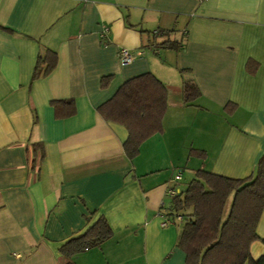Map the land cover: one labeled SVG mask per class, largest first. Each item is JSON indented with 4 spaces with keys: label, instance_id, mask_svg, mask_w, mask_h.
<instances>
[{
    "label": "crops",
    "instance_id": "crops-1",
    "mask_svg": "<svg viewBox=\"0 0 264 264\" xmlns=\"http://www.w3.org/2000/svg\"><path fill=\"white\" fill-rule=\"evenodd\" d=\"M166 41L175 49L156 47ZM45 50L57 65L32 80ZM145 73L167 107L129 159L126 129L98 108ZM184 81L200 92L190 105ZM69 100L73 114L56 115L52 102ZM263 153L264 0H0V264H184L181 224L162 225L177 170L181 182L199 170L245 179ZM100 216L112 237L62 258ZM256 233L259 262L264 207Z\"/></svg>",
    "mask_w": 264,
    "mask_h": 264
},
{
    "label": "trees",
    "instance_id": "trees-1",
    "mask_svg": "<svg viewBox=\"0 0 264 264\" xmlns=\"http://www.w3.org/2000/svg\"><path fill=\"white\" fill-rule=\"evenodd\" d=\"M174 44L166 41L156 47L175 49ZM56 65L57 55L54 52H40L32 80L49 75ZM199 97L200 92L192 81L182 83L184 105H190ZM62 105L63 116H71L74 112L73 101L52 102L56 115L58 107ZM166 107L165 86L153 74L145 73L122 84L115 95L98 108V112L105 121L126 129L127 137L122 147L125 155L133 159L145 140L162 132ZM225 109L228 113L232 111L230 106ZM191 155L205 157L202 152L197 154L190 151ZM43 158L42 151L40 161ZM229 198L231 203L224 216ZM263 207L264 153L253 173L245 179H230L203 170L196 171L181 193L171 199L168 214L172 221L177 216L181 217L176 247L185 254L184 264H264L262 260L254 262L250 254L252 243L260 240L256 226ZM112 235L107 221L100 216L83 234L63 244L59 253L69 260L76 254L99 247ZM64 264L73 263L67 261Z\"/></svg>",
    "mask_w": 264,
    "mask_h": 264
},
{
    "label": "built area",
    "instance_id": "built-area-1",
    "mask_svg": "<svg viewBox=\"0 0 264 264\" xmlns=\"http://www.w3.org/2000/svg\"><path fill=\"white\" fill-rule=\"evenodd\" d=\"M201 1H206V0H201ZM104 34H107V30H104L103 32V35ZM155 35H158V32H154ZM157 50H155L156 52ZM119 59H120V62L121 64H127L129 63L133 58L132 56L128 53L127 50H121L119 52ZM181 181V171L180 170H177V173L175 174L174 178H173V182H174V185H172L171 188H168L167 189V192H166V195L170 198V199H173L175 197H177L181 191L177 188L176 184L179 183ZM176 222H180L181 221V217L180 216H177L176 219H175ZM174 223V221H172L171 219H165L164 222H163V226H166V225H170Z\"/></svg>",
    "mask_w": 264,
    "mask_h": 264
},
{
    "label": "rangeland",
    "instance_id": "rangeland-1",
    "mask_svg": "<svg viewBox=\"0 0 264 264\" xmlns=\"http://www.w3.org/2000/svg\"><path fill=\"white\" fill-rule=\"evenodd\" d=\"M189 181H190V179H185L183 182L180 181L179 183L183 184V186H184V185L186 186L187 183H189ZM230 203H231V198H229V199L227 200V202H226V206H225V208H224V216H226L227 213H228Z\"/></svg>",
    "mask_w": 264,
    "mask_h": 264
}]
</instances>
